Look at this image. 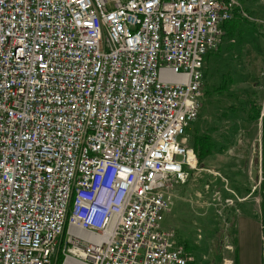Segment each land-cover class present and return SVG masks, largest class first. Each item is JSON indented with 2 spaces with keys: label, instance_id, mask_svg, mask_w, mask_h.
<instances>
[{
  "label": "built area",
  "instance_id": "2783aa9c",
  "mask_svg": "<svg viewBox=\"0 0 264 264\" xmlns=\"http://www.w3.org/2000/svg\"><path fill=\"white\" fill-rule=\"evenodd\" d=\"M237 9L0 0V264L195 263L161 222L200 171L186 134Z\"/></svg>",
  "mask_w": 264,
  "mask_h": 264
},
{
  "label": "rangeland",
  "instance_id": "374dc122",
  "mask_svg": "<svg viewBox=\"0 0 264 264\" xmlns=\"http://www.w3.org/2000/svg\"><path fill=\"white\" fill-rule=\"evenodd\" d=\"M236 2L244 21L206 58L201 111L186 134L188 146L208 135L215 148L200 171L185 168L189 180L175 189L161 222L191 248L195 264H234L231 230L236 225L238 234L247 216L264 217V128L249 119L251 105L264 103V0Z\"/></svg>",
  "mask_w": 264,
  "mask_h": 264
},
{
  "label": "crops",
  "instance_id": "0c3cea01",
  "mask_svg": "<svg viewBox=\"0 0 264 264\" xmlns=\"http://www.w3.org/2000/svg\"><path fill=\"white\" fill-rule=\"evenodd\" d=\"M238 229V234L240 235L237 234L235 225V234L233 235V240L231 242L234 246V264H264L263 220L261 219L259 221L247 216L240 219ZM176 242L177 245H181V243L178 241L177 234ZM187 252L190 253L189 251ZM190 254L193 256L192 253Z\"/></svg>",
  "mask_w": 264,
  "mask_h": 264
},
{
  "label": "trees",
  "instance_id": "16d2710c",
  "mask_svg": "<svg viewBox=\"0 0 264 264\" xmlns=\"http://www.w3.org/2000/svg\"><path fill=\"white\" fill-rule=\"evenodd\" d=\"M242 11L240 12V10L237 9V11L235 12L234 18L232 21L225 23L223 26V30L224 33L226 34L225 37H228L229 40H233L235 38V35L238 31V27L240 24V21H242ZM244 21V20H243ZM226 91V85L225 83L223 84V86L219 87L217 89V92L219 93H224ZM251 114H250V120L255 122V121H259L260 117H261V105H255L252 104L251 105V110H250ZM262 123H263V128H264V118L262 119ZM194 151L197 153L198 158H199V165L203 166V161H205V159H208V157L211 156V154L213 153V150L215 148V144L213 142V140L211 139L210 136H198L193 138V144L190 145ZM263 222H264V217L262 218ZM231 236H233L235 234V230L232 229L231 230ZM184 248L187 251H191V248H189L188 245H185ZM60 258V257H59ZM63 262V261H62ZM56 264H59L56 263ZM63 264V263H61Z\"/></svg>",
  "mask_w": 264,
  "mask_h": 264
}]
</instances>
